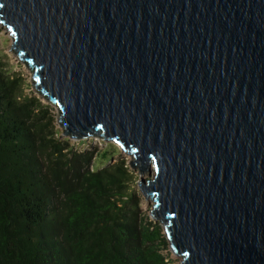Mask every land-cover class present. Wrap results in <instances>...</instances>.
Returning a JSON list of instances; mask_svg holds the SVG:
<instances>
[{
  "label": "water",
  "instance_id": "obj_1",
  "mask_svg": "<svg viewBox=\"0 0 264 264\" xmlns=\"http://www.w3.org/2000/svg\"><path fill=\"white\" fill-rule=\"evenodd\" d=\"M62 134L131 156L180 264H264V0H0Z\"/></svg>",
  "mask_w": 264,
  "mask_h": 264
},
{
  "label": "trees",
  "instance_id": "obj_2",
  "mask_svg": "<svg viewBox=\"0 0 264 264\" xmlns=\"http://www.w3.org/2000/svg\"><path fill=\"white\" fill-rule=\"evenodd\" d=\"M13 89L0 72V264H169L124 162L64 152Z\"/></svg>",
  "mask_w": 264,
  "mask_h": 264
},
{
  "label": "rangeland",
  "instance_id": "obj_3",
  "mask_svg": "<svg viewBox=\"0 0 264 264\" xmlns=\"http://www.w3.org/2000/svg\"><path fill=\"white\" fill-rule=\"evenodd\" d=\"M11 47L12 35L5 26L0 24V72L14 84L13 92L17 95V99L26 103L32 110V120L35 123L38 122L41 124L42 133L61 142L62 146L65 147L63 151L66 153L68 150L78 153L91 152L92 159L89 162L90 168L95 167V165L101 167L123 161L131 176L128 182V191L131 193L134 203H136L138 213L140 216L150 220L153 224L160 225L150 215L153 201L145 198L138 185L141 177L145 179L152 178L154 172L151 171L150 174L140 175L137 169H133L130 166L131 156L114 142L104 141L99 137L74 140L64 136L62 134V128L57 121V107L47 101L34 89L32 84V71L18 58ZM103 152H106L105 156L102 155ZM107 159H109L107 164L102 165ZM163 254L167 257L169 264H180V257L173 254L169 246L163 251Z\"/></svg>",
  "mask_w": 264,
  "mask_h": 264
}]
</instances>
